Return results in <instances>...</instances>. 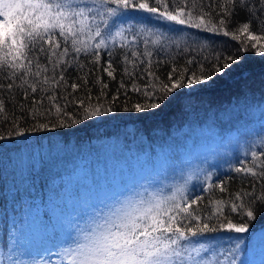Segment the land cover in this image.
I'll return each instance as SVG.
<instances>
[{"label": "snow or ice", "instance_id": "obj_1", "mask_svg": "<svg viewBox=\"0 0 264 264\" xmlns=\"http://www.w3.org/2000/svg\"><path fill=\"white\" fill-rule=\"evenodd\" d=\"M237 10L244 11L247 19L230 29ZM200 33L239 42L237 55L222 58L217 54L209 69L199 63L198 72L187 67L178 71L173 66L165 79L152 71L154 64L166 62L154 57L172 48L190 52L195 44L202 51L207 45L201 40L207 37ZM252 51L264 54V0H0V125H6L0 127V155L7 144H15L9 150L14 170L32 172L53 153L64 151L56 136L67 133L58 130L97 117L111 118L109 114L117 111L139 114L167 107L182 95L177 90L208 86L216 75L231 71L240 52ZM117 57L122 72L115 94L109 98L105 91L109 84L97 76L100 95L93 103L88 65L116 80ZM186 63L198 61L192 57ZM70 69L85 74L69 83ZM81 89H86L85 95H75ZM130 93L143 99L129 103ZM121 96L124 100L118 104ZM13 102L19 116L8 111ZM70 106L75 110L69 111ZM258 118L259 151L253 145L250 161L240 159L232 168L254 182L250 188L230 193L226 204L242 219L234 222L225 214L212 223L219 212L204 215L197 211L203 197L190 196L187 181L165 186L167 192L165 187L158 191L145 188L133 199L117 200L106 212L97 210L87 227L82 228L76 217L70 218L66 225L69 242L57 253L58 264H237L238 244L225 251L209 243H194L193 238L220 231L247 233L248 222L256 219L258 208H264V106L259 107ZM200 171L206 185L202 192L213 187L227 192L223 181L211 182L212 174ZM258 185L260 191H256ZM51 238H56L55 228ZM4 247V264H26L21 259L25 251L10 234ZM209 253L205 258L203 254Z\"/></svg>", "mask_w": 264, "mask_h": 264}, {"label": "rangeland", "instance_id": "obj_2", "mask_svg": "<svg viewBox=\"0 0 264 264\" xmlns=\"http://www.w3.org/2000/svg\"><path fill=\"white\" fill-rule=\"evenodd\" d=\"M232 104L220 109L218 114H204L202 121L190 122L185 117L183 121L153 127L149 135L133 134L130 130L124 138L99 136V139L96 137L98 140L90 138L73 142V145L71 142L61 143L65 158L73 155L69 147L79 155L67 161L61 160V154L53 153L49 161L32 172L21 174L19 168L14 170L12 166L8 174L15 179L9 183L8 193L17 198L33 196L35 205L40 203L42 194L46 199L55 197L53 204L49 202V210L56 228L60 226L55 239L44 236L42 232L38 235V230L31 246L23 248L26 254L21 259L26 264H33V261L37 264H58L57 253L69 242L66 225L70 218L76 217L82 228L87 227L97 210L106 212L117 200L125 202L133 199L145 188L158 191L165 186L185 185L186 181L188 187L193 183L192 179L196 181L204 177L200 169L207 173L213 171V174L227 168L233 157L253 145L261 144L258 117L259 107L264 104L252 103L244 98ZM187 109L190 110V106ZM183 111L179 113L183 114ZM189 113L193 114L191 110ZM221 117H227V124L220 125ZM24 175L27 180L21 179ZM30 181L44 184L27 187L25 183ZM169 187H165L166 192ZM25 188L30 190L19 191ZM75 190L80 193L79 197H76ZM10 235L17 239L12 226ZM193 242L209 243L211 248L225 251L238 244L235 249L237 264H264V231L250 235L230 232L210 239L194 238ZM210 254L203 255L208 258Z\"/></svg>", "mask_w": 264, "mask_h": 264}, {"label": "trees", "instance_id": "obj_3", "mask_svg": "<svg viewBox=\"0 0 264 264\" xmlns=\"http://www.w3.org/2000/svg\"><path fill=\"white\" fill-rule=\"evenodd\" d=\"M207 10V9H205ZM247 19L246 13L244 11L237 10L231 18L232 23L229 25V28H235L240 23L245 22ZM182 27V26H178ZM187 32L198 33L197 29H187ZM202 37H207V39H202L201 44L207 45L203 50L200 49V45H192V50L190 52H180L179 50L172 48L165 55L161 53L158 57L154 59H161L166 61L165 63L155 65L152 68V71L156 73L161 79H165L167 74L172 70V67L175 66L176 69L182 70L188 68L190 71H199L198 64L203 63L205 70L211 67L212 62L215 59V56L219 54L222 58L229 55H237V49L240 47L239 42L231 40L230 37H224L222 35L215 36L211 33H200ZM240 60L238 63H234L231 71L225 75H216L213 80L208 82V86L194 85L192 88L185 87L184 89L177 90L181 92L182 95L179 96L174 102L169 104L167 107L161 106L160 109L150 110L147 113H125L123 111H117L112 114H109L111 118L106 117H97L90 120L82 121L80 124L72 125L69 129H60L58 130L61 133H67L66 135L56 136V139H59L61 143L71 142H82L87 139L94 138L98 140L99 136H113L117 138H124L129 133L127 131H132L134 134H147L153 127H161L162 125L171 124L174 121H183L184 118L188 119L190 122L194 120H203L204 114H218L220 109L226 107V105L233 106L235 100L239 101V98H244L250 102L263 103L264 104V54H257L256 52H240ZM195 57L198 61L197 64L188 65L186 62L188 59ZM207 57V59H205ZM86 62V58H82ZM103 62V61H102ZM116 80H112L107 77L106 74L98 71L95 66L88 65V68L92 69L91 74L88 76L91 86V95L92 102L95 103L96 97L100 95L101 85L96 83V77L101 76L103 82L109 84V88L105 91L108 92L109 98L111 95L115 94L119 81L121 79L122 67L120 60L116 58ZM87 71V69H85ZM85 72H74L71 69L68 72L69 83L75 81L77 75H84ZM125 82H128L127 77H123ZM138 84H143V81L138 80ZM86 89H81L75 95L83 97L85 95ZM67 92H71V88L67 89ZM65 95L67 93H64ZM175 95V93L171 94ZM5 98L8 97L5 95ZM21 99L19 93L16 94V100ZM137 93H130L129 103H135L142 100ZM124 97L121 96V100L118 102H123ZM63 103V101H60ZM102 102L107 103V99L102 98ZM87 103V101H86ZM190 106V110L193 114L189 113L190 110L187 107ZM184 109L183 114L179 112ZM187 109V110H186ZM75 109L70 106L69 111H74ZM8 111L10 113L15 112L17 116L20 115L18 111L17 104L13 102L8 105ZM181 115L180 120L177 117ZM221 115V114H220ZM220 122L227 124V117L223 118ZM213 121V120H212ZM215 121V119H214ZM0 127H6V125H0ZM127 132L126 135L122 133ZM96 137L98 139H96ZM160 137V135H159ZM47 143V142H45ZM73 145V144H72ZM259 144L255 150L259 151ZM15 144H7L2 155H0V264H4L3 256L7 249L4 247V241L9 239L10 226L16 230V238L19 241L20 247L26 248L31 246L33 239L37 237L42 232L44 236L53 235V229L55 228V233H59L60 226L57 229L55 222L53 220V215L49 210L50 203L53 204V201L56 200L55 197L45 198V194H42L41 201L39 204L33 203V196H25L17 198L16 195H10L8 193L10 189L9 183L14 179L8 174L12 169V164L9 161V150L13 149ZM73 151V155L66 157L65 152H61V160L64 159L67 161L70 157L78 156V152L73 148L69 147ZM253 148L246 149L242 154H239L233 157L231 163L227 168L218 170L212 174V181L219 183L223 181L227 187V192L221 193L218 188H209L207 192H202L201 188L205 187L204 177L195 178L193 183H191L187 188L189 189L188 194L201 195L203 199L199 202V207L196 209L204 215H207L210 211L219 212L218 217H213L212 223H216L217 219H223V216L227 214L230 216L234 222L242 219L234 213H231L230 208L226 207L227 201L229 199L230 193H235L236 191L241 190L242 188H250V185L253 181L251 177H242L241 175L232 171V168L238 166V161L240 159L250 161V151ZM248 152V155L245 153ZM59 160L60 159H56ZM49 161V160H48ZM50 165V163H47ZM83 164V163H82ZM82 166V165H81ZM85 166V165H84ZM86 167V166H85ZM225 167V165L223 166ZM210 171L208 173H212ZM22 180H27L25 175ZM199 177V175H198ZM39 184H44L43 182H26L27 187L37 186ZM30 190L28 188L20 189L19 191ZM261 188L258 185L256 191H260ZM76 197H79L80 193L74 191ZM223 200L224 203L217 205L216 201ZM50 202V203H49ZM195 207V206H194ZM249 231L247 235L252 234L253 232H262L264 231V208H258L256 213V219L249 221ZM37 228H36V227ZM32 228V229H31ZM64 234V231L62 232ZM228 231H220L217 233L206 234L207 239H210L214 236H221L229 234ZM198 239L201 237H197ZM194 239V238H193Z\"/></svg>", "mask_w": 264, "mask_h": 264}]
</instances>
